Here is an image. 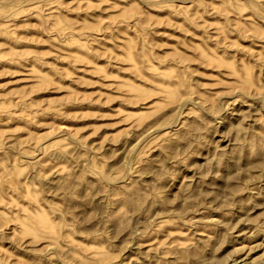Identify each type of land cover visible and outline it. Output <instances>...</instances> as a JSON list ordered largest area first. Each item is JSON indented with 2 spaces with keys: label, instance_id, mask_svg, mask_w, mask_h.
Instances as JSON below:
<instances>
[{
  "label": "rangeland",
  "instance_id": "rangeland-1",
  "mask_svg": "<svg viewBox=\"0 0 264 264\" xmlns=\"http://www.w3.org/2000/svg\"><path fill=\"white\" fill-rule=\"evenodd\" d=\"M0 264H264V0H0Z\"/></svg>",
  "mask_w": 264,
  "mask_h": 264
}]
</instances>
